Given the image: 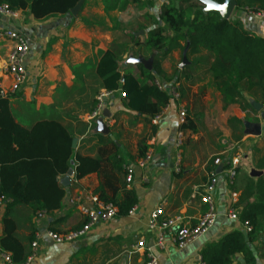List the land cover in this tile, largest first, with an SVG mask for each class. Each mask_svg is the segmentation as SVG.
Listing matches in <instances>:
<instances>
[{
	"label": "crops",
	"instance_id": "obj_1",
	"mask_svg": "<svg viewBox=\"0 0 264 264\" xmlns=\"http://www.w3.org/2000/svg\"><path fill=\"white\" fill-rule=\"evenodd\" d=\"M25 1L28 5L31 2ZM150 1L84 0L76 17L51 29L45 27L63 19L66 14L38 20L27 7L15 11L16 18L0 16L5 19V25H16L19 31L10 30L22 34L30 45V52L23 62L25 81L8 99L12 118L23 128L40 121H57L76 139L70 160L71 175L65 186L67 174L59 179L64 190L61 209L31 219L30 210L25 207L17 206L11 211L15 237L21 241L28 257L34 254L30 264H144L147 251L134 248L141 239L146 242V248L152 249L157 264H202L201 251L206 246L235 231H243L241 221L229 220L227 211L231 193L239 196L246 184L264 176V169L257 168V160L264 156L262 89L242 81L231 98L224 99L209 71L213 59L205 51L197 57L186 55V64L181 67L185 46L183 51L173 50L160 60L162 84L175 85L180 97L169 99L155 123L126 108L120 91L105 99L98 118L91 123L83 119L95 107L97 96L105 93L96 67L106 51L117 57L121 75L130 74L142 82L146 80V74L152 72V69L130 62L138 58L151 59L143 58L145 51L138 45H143L148 32L161 24L158 19L160 7L170 0ZM198 3L203 11V4ZM227 20L238 22L244 31L264 39V19L235 7ZM0 26H3L1 22ZM10 47V42L0 40V81L5 87L10 83L5 75ZM181 110L185 111V120L191 128L181 129L178 119ZM104 112L108 117H104ZM79 116L82 119H77ZM100 123L107 127L108 134L98 131ZM179 131L183 135L182 144L175 151L173 143ZM97 133L115 144L126 165L132 169V182L126 189L133 190L137 203L125 217L116 215L108 222L97 223L76 240L53 243L43 237V233L65 234L86 223V218L70 201L82 193L97 198L94 192L101 184L98 175L89 173L77 180L73 171L76 155L98 157L102 146ZM142 140L149 146L146 154L149 160L144 167H140L142 159L136 158ZM216 157L224 163L223 168H213L212 161ZM235 157L240 161L236 176L230 182L224 171ZM213 169L218 177L213 195L217 212L214 226L184 249L173 244L170 233L165 236L163 249L157 250L158 230L150 231L147 227L151 212L162 205V219L179 216L195 224L205 212L199 194ZM113 172L116 180L109 177V182L122 188V174ZM3 214L4 207H0V238L4 233ZM33 232L34 240L30 244L29 237ZM38 235L42 237L37 238ZM262 238L264 233L249 244L254 264H264ZM33 243H36L35 248H32ZM232 264H245L243 256H234Z\"/></svg>",
	"mask_w": 264,
	"mask_h": 264
},
{
	"label": "trees",
	"instance_id": "obj_2",
	"mask_svg": "<svg viewBox=\"0 0 264 264\" xmlns=\"http://www.w3.org/2000/svg\"><path fill=\"white\" fill-rule=\"evenodd\" d=\"M0 1L11 11L28 7L35 19L42 20L54 14H68L78 0H31L29 5L25 0ZM213 1L220 4L223 0ZM235 1L236 10H264V0ZM158 19L160 26L156 23L143 45H138L145 51L143 58L152 59V72L146 74L145 81L140 82L130 74L121 75L117 57L110 51L101 56L96 67L104 92L120 91L126 108L152 120L161 113L171 97L153 84L155 80L161 82L160 60L173 50L183 51L185 46L187 57H197L205 51L213 59L209 71L224 99L231 98L242 81L264 91V39L244 31L238 22L221 19L217 12L204 13L196 0L163 3ZM188 123L185 120L181 129L191 128ZM97 137L102 146L98 157L76 155L74 177L80 180L89 173H96L101 179L94 192L98 200L104 205H113L116 215L125 217L137 203L133 190L126 189L129 167L110 139L100 133ZM72 139L57 121H40L29 128L21 127L10 114L8 99L0 98V207H4L0 251H8L13 264L25 263L28 254L13 233L15 222L10 217L11 211L17 206L25 207L30 210L31 219L61 209L64 190L59 179L70 168ZM148 149L146 142L140 141L136 158L143 159ZM257 168L264 169V156L257 160ZM113 170L122 174V188L109 182V177L116 180ZM236 208L239 221H247L252 227L247 241L240 231L226 235L201 251L202 264H232L238 254L243 256L245 264L255 263L249 244L264 233V176L244 186ZM33 240L34 232L29 243Z\"/></svg>",
	"mask_w": 264,
	"mask_h": 264
},
{
	"label": "built area",
	"instance_id": "obj_3",
	"mask_svg": "<svg viewBox=\"0 0 264 264\" xmlns=\"http://www.w3.org/2000/svg\"><path fill=\"white\" fill-rule=\"evenodd\" d=\"M250 15L256 18L264 19V10H246ZM0 16L8 18H16L17 13L11 11L8 6L0 1ZM0 40L7 41L11 43V47L8 51L6 62H5V75L10 80L9 86L5 87L0 81V98L9 99L15 95L23 85L26 78V71L23 65L25 57L30 52V45L27 39L15 30L5 29L0 30ZM154 85L160 91H167L171 99H177L179 97L177 88L173 84L164 85L159 81L155 80ZM110 93H101L96 98V104L93 110L86 114L83 119L91 123L93 120L98 118L104 108L105 99H107ZM121 97L123 94L121 93ZM261 109L264 111V100L260 103ZM77 119H82V116L77 117ZM179 124L185 122V111L181 110L178 114ZM158 120V116L152 121L155 123ZM182 132L176 133L173 147L175 151L181 147L182 144ZM176 161H179V155H176ZM149 157L146 155L140 161V167H144L148 162ZM240 158L235 157L230 161L227 169L224 173L227 179L232 182L236 176V168L239 165ZM213 168L221 167L223 168L224 163L221 161L220 157H216L212 161ZM178 171V170H177ZM217 174L214 169L210 172L207 183L203 187V192L199 194V198L203 206L205 207V212L197 220L195 224H190L185 221L182 217H173L171 219H162L163 207L158 206L153 212H151L147 227L148 230L152 231L157 229L158 236L155 241V248L157 250L163 249L165 236L171 233L172 242L178 249H184L190 243L196 241L201 236L205 235L210 228L214 226L217 219L216 205L214 202V192L218 182ZM127 184L132 182V169L128 168L127 176L125 179ZM238 201V195L236 193L230 194L229 209L227 211V218L231 221H239L236 204ZM71 205L77 207L80 213L86 218V223L78 230L65 234H56L51 231L43 233V237L49 239L53 243H64L70 242L84 236L88 231L97 223L108 222L116 216V208L111 204H101L98 199L93 195H88L87 193H82L81 196L76 197L70 201ZM40 214L38 216H42ZM242 230L248 235L252 232V227L247 221L241 222ZM42 237L38 235L37 238ZM36 247V243L32 244V248ZM134 248L138 250L147 251V260L144 264H157V258L152 253V249L146 248V242L141 239L138 241ZM34 254L32 253L25 263L30 264L33 259ZM0 262L2 264H13L11 256L9 253L0 251Z\"/></svg>",
	"mask_w": 264,
	"mask_h": 264
},
{
	"label": "water",
	"instance_id": "obj_4",
	"mask_svg": "<svg viewBox=\"0 0 264 264\" xmlns=\"http://www.w3.org/2000/svg\"><path fill=\"white\" fill-rule=\"evenodd\" d=\"M197 1L200 2L201 4H203V6H204L203 12L204 13L217 12L218 15L220 16V18L223 20H227L230 17L232 10L236 7V1L235 0H223L222 3H220V4L218 2L213 1V0H197ZM83 2H84V0H78L77 3L75 4V6L70 9L68 14H66V17H64L63 19H61L59 21H56L55 23H53V24H51L45 28L51 29L54 27H58L59 25H62V23H66L69 18L76 17L80 8L82 7ZM0 19H2L0 22L3 24V26H0L1 29H16L19 31V29L16 25H13L12 27L5 25L6 24L5 19L2 17ZM22 33L24 35H26L25 31H22ZM186 52H187V47L185 48V50L183 52L184 59H183V63L181 64V67L186 64ZM130 62H132L134 64H140L145 69L150 70V71L152 69V60L151 59L138 58V59L130 60ZM103 115H104V117H108L106 112H104ZM98 131L105 134V135L108 134L107 127L102 123L99 124ZM75 145H76V139H73L71 147L74 149ZM66 174H67L66 178L64 179L65 183H63L64 186L68 182V177L71 175V171L70 170L67 171ZM242 235H243L244 240L247 241V237H248L247 234L244 231H242ZM261 242L264 244V238L261 239Z\"/></svg>",
	"mask_w": 264,
	"mask_h": 264
}]
</instances>
